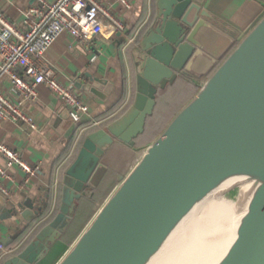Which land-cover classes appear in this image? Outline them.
<instances>
[{"label": "water", "instance_id": "water-1", "mask_svg": "<svg viewBox=\"0 0 264 264\" xmlns=\"http://www.w3.org/2000/svg\"><path fill=\"white\" fill-rule=\"evenodd\" d=\"M199 3L156 0L153 18L135 34L141 31L132 107L107 128L87 132L62 173L57 213L32 241L2 256L0 264H37L92 186L108 146L115 139L135 143L158 91L186 73L196 49L188 16ZM87 77L78 88L100 96L106 82ZM78 124L72 122L65 136L71 138ZM118 179L55 264H148L203 202L227 192L234 203L246 205L211 264H264V14ZM43 209L31 199L11 205L9 216L19 215L23 225L4 245L46 220L50 213L43 216ZM47 230L51 235L44 237Z\"/></svg>", "mask_w": 264, "mask_h": 264}, {"label": "crops", "instance_id": "crops-1", "mask_svg": "<svg viewBox=\"0 0 264 264\" xmlns=\"http://www.w3.org/2000/svg\"><path fill=\"white\" fill-rule=\"evenodd\" d=\"M98 1L110 8L115 17L122 21L123 28L117 29L109 38L92 35L82 41L62 32L50 46L48 55L54 63L58 81L78 92L88 105L82 122L96 120L99 124L95 128H107L134 103V60L141 31L135 34L144 21L153 18L156 0H130V9H124L114 0ZM34 3L35 0H0V13L22 28L25 12ZM193 13L196 19L192 21ZM193 13L188 16L193 22L188 32L195 52L186 65V73H180L158 92L152 115L145 121L144 128L151 121L165 122L158 128L156 122L151 124L150 138L136 137L133 145L115 139L108 146L102 157V165L84 198V202L91 200L92 206L84 219L85 224L116 186L118 177L131 168L142 148L162 131L173 115L195 94L198 84L264 14V0H200L198 10ZM130 39L136 40L128 44ZM89 74L97 75L106 82L101 84L103 91L98 90L100 96L88 89L78 88L80 84H86ZM0 91L16 103L34 125L0 119V143L16 150L24 160L39 163L40 166L36 174L28 179L18 167L7 170L4 183L10 195L6 198L0 191V240L5 242L23 225L19 215L9 216L11 205L31 199L35 207L42 206L44 213L50 214L16 242L29 243L58 211L61 174L73 162L78 150L70 144L73 136H65L73 121L64 103L44 83L35 85L33 97L23 98L14 89L9 75L0 70ZM176 97L182 98L175 100ZM0 164H5L1 154ZM69 226L70 222L64 231ZM49 231L45 232L44 237L51 235ZM77 235L62 237L61 233L49 243L48 250L37 264H55Z\"/></svg>", "mask_w": 264, "mask_h": 264}, {"label": "built area", "instance_id": "built-area-1", "mask_svg": "<svg viewBox=\"0 0 264 264\" xmlns=\"http://www.w3.org/2000/svg\"><path fill=\"white\" fill-rule=\"evenodd\" d=\"M124 9H130V0H114ZM24 26L18 27L0 13V70L9 75L14 89L23 98L33 97L35 85L44 83L64 103L73 122H78L72 147L76 146L81 134L88 127L97 126L99 121L82 122L88 105L80 94L57 79L54 63L48 55L52 43L62 32H67L80 41L92 35L111 37L123 23L110 8L98 0H35L24 15ZM0 119L30 123L28 117L0 91ZM30 126H34L30 123ZM0 191L8 198L10 191L4 183L7 170L20 168L26 179L36 174L39 163L24 160L14 149L0 143ZM15 246L4 245L0 240V258L12 253Z\"/></svg>", "mask_w": 264, "mask_h": 264}, {"label": "bare ground", "instance_id": "bare-ground-1", "mask_svg": "<svg viewBox=\"0 0 264 264\" xmlns=\"http://www.w3.org/2000/svg\"><path fill=\"white\" fill-rule=\"evenodd\" d=\"M220 198L222 194H214L203 202L148 264H211L246 205L244 200L234 203L231 212L226 208H214L211 203ZM221 219H226L228 224L216 230L214 223Z\"/></svg>", "mask_w": 264, "mask_h": 264}, {"label": "trees", "instance_id": "trees-1", "mask_svg": "<svg viewBox=\"0 0 264 264\" xmlns=\"http://www.w3.org/2000/svg\"><path fill=\"white\" fill-rule=\"evenodd\" d=\"M161 90H163V89H160L159 91H161ZM158 91V92H159ZM158 94V93H157ZM156 94V95H157ZM152 115V114H151ZM150 115V116H151ZM150 116H147V118H149ZM147 118H146V120H147ZM150 121V120H149ZM155 122H156V124H155ZM151 121L150 122V125H148V126H146V128H144V130H143V132L142 133H140L137 137H139L140 139H143V138H145L146 136L148 137V138H150V137H152V135H149V133H150V130H151V124L153 123V124H155V125H157V128L158 127H161L162 126V124L165 122V120L164 121H162V120H159V121ZM93 129H95V126H92V127H88L86 130H84L83 131V133L81 134V136H80V138H79V140H78V142H77V144H76V147H77V149L79 148V146H80V143H81V141H82V139L85 137V135L87 134V132H89L90 130H93ZM72 141H73V137L71 138V140H70V144L72 143ZM77 151V150H76ZM69 162H70V160H69ZM67 166V165H66ZM65 166V167H66ZM65 167L62 169V170H64L65 169ZM61 176H62V174H61ZM84 198H85V195L84 196H82L81 198H80V200H78V202H77V206H76V209L74 210V212H73V214H72V216H71V221H70V226L68 227V231L66 230V231H63L62 232V237H67L69 234L70 235H73V236H75V235H77L78 233H79V231L81 230V228H82V226L85 224L84 223V219H86V217L88 216V213L90 212V209H91V200L90 201H87V202H84ZM87 211V212H86ZM47 213H44V215L43 216H45ZM83 222V223H82ZM27 230V229H26ZM25 230V231H26ZM25 231H23L15 240H13L12 242H6V245L7 246H15L16 245V242L18 241V240H20L21 238H22V236H24V234H25Z\"/></svg>", "mask_w": 264, "mask_h": 264}, {"label": "rangeland", "instance_id": "rangeland-1", "mask_svg": "<svg viewBox=\"0 0 264 264\" xmlns=\"http://www.w3.org/2000/svg\"><path fill=\"white\" fill-rule=\"evenodd\" d=\"M182 97H176L175 100L181 99ZM236 196V195H235ZM223 198L217 199L216 201H214L213 203H211L212 205H214V208H226L228 210H230L229 212H231V207L232 204L235 202V197H233V194L230 192L224 193L222 195ZM210 204V205H211ZM230 220V216L228 218V221ZM228 224L226 219H221L220 221H217V223H214V227L216 228V230L218 229H223L224 227H226Z\"/></svg>", "mask_w": 264, "mask_h": 264}]
</instances>
